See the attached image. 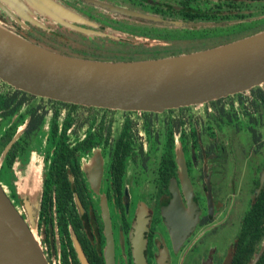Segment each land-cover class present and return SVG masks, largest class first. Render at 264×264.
Segmentation results:
<instances>
[{
	"label": "flooded vegetation",
	"instance_id": "flooded-vegetation-1",
	"mask_svg": "<svg viewBox=\"0 0 264 264\" xmlns=\"http://www.w3.org/2000/svg\"><path fill=\"white\" fill-rule=\"evenodd\" d=\"M53 1L73 14L68 26L1 1L0 22L38 46L88 56L207 50L264 31V0ZM15 119L3 127L12 138L0 151V185L49 264H82L78 249L88 264H264V107L239 124L201 122L196 138L174 144L89 139L65 161L63 141H87L74 126L55 137L31 117ZM174 193L180 210L166 215Z\"/></svg>",
	"mask_w": 264,
	"mask_h": 264
},
{
	"label": "water",
	"instance_id": "water-1",
	"mask_svg": "<svg viewBox=\"0 0 264 264\" xmlns=\"http://www.w3.org/2000/svg\"><path fill=\"white\" fill-rule=\"evenodd\" d=\"M0 1L20 15L30 9L66 26L63 19L73 16L53 0ZM0 79L42 98L85 107L163 113L202 106L264 85V31L194 53L111 62L57 53L24 39L0 22ZM180 203L178 193H174L166 215L168 211L178 214ZM27 208L32 224L29 204ZM78 252L82 264H88L82 249ZM0 264H49L1 185Z\"/></svg>",
	"mask_w": 264,
	"mask_h": 264
},
{
	"label": "trees",
	"instance_id": "trees-1",
	"mask_svg": "<svg viewBox=\"0 0 264 264\" xmlns=\"http://www.w3.org/2000/svg\"><path fill=\"white\" fill-rule=\"evenodd\" d=\"M257 32L259 31H254L251 34ZM251 34L236 39H241ZM150 50L153 52L148 55H130L119 48L109 54L89 56L71 51L59 50V52L77 58L101 61H140L189 54L203 49L189 51L167 50L168 52L165 54H157L155 48ZM261 106L264 107V85L202 106L167 110L163 113H139L85 107L42 98L17 89L0 79V117H2L4 122L2 125L0 123V151L6 146L7 141L12 138L11 134H6L3 130L5 122H12L15 117L17 123L31 117L36 125L49 126V135L55 137H66V131L74 126L76 131H79L75 134V138H87V141L78 144L74 149H70L66 142L63 141L57 159L59 160L60 158L65 161V156H69L71 153L77 154L79 151L88 148L89 139L95 142L106 138L109 140L111 137H119L123 138L126 148L130 144H136L137 141L150 144L171 140V144H174V139L177 137H183L188 140L196 138V130L201 122H205L207 127H213L218 123L223 126L231 121L239 124L240 121L244 120L245 115ZM61 128L64 130L63 132H60ZM15 129L16 125L13 130ZM56 179L61 181L59 176H56Z\"/></svg>",
	"mask_w": 264,
	"mask_h": 264
},
{
	"label": "rangeland",
	"instance_id": "rangeland-1",
	"mask_svg": "<svg viewBox=\"0 0 264 264\" xmlns=\"http://www.w3.org/2000/svg\"><path fill=\"white\" fill-rule=\"evenodd\" d=\"M22 177V176H21Z\"/></svg>",
	"mask_w": 264,
	"mask_h": 264
}]
</instances>
